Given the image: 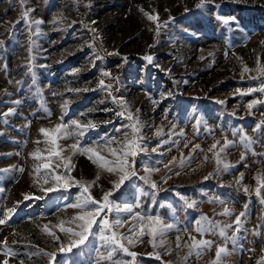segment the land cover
<instances>
[{
	"label": "rangeland",
	"instance_id": "obj_1",
	"mask_svg": "<svg viewBox=\"0 0 264 264\" xmlns=\"http://www.w3.org/2000/svg\"><path fill=\"white\" fill-rule=\"evenodd\" d=\"M215 2L221 7L198 9L199 0H25L23 5L20 0H0V114L14 109L12 115H0V169H12L0 172V219L6 209L20 202L12 218L0 225V261L5 259L2 243L6 239L18 254L8 258L9 264H49L40 250L53 252L57 245L41 231L42 226L51 227L76 211L65 207L74 202L76 189L23 200L26 193L44 195L29 175L39 163L29 154L45 148L38 129L60 122L61 105L68 100L65 120L83 113L82 122L91 120L97 125L87 133L85 144L105 134L119 137L115 129L129 122L117 117L121 108L113 97L122 98L133 113L139 110L146 150L135 158L138 176L144 175L145 166L158 169L152 174L159 185L157 201L143 198L140 210L158 213L179 229H190L201 215L232 223L247 205L238 246L233 249L228 245L230 255L225 264H257L264 256V204L254 192V176L264 174V127L257 129L264 122V104L251 113L246 107L253 99L264 100V94L240 95L260 83L249 76L256 75L257 57L264 65V0ZM28 9L33 10L30 20L42 21L38 31L36 25L29 29L21 18ZM148 15H157L158 20L150 21ZM218 15L235 17V21L223 24ZM54 18L62 22L53 23ZM145 55L153 57L151 64L143 59ZM245 65L251 71L242 78ZM102 72L111 76L103 77ZM100 79L112 85L111 96L99 88ZM161 130L163 135L157 136ZM169 132L175 133L170 140ZM241 132L253 141L249 150L241 145ZM225 139L233 146L224 158L234 167L204 180L216 167L211 145H223ZM60 143L70 145L73 141ZM194 145L200 148L193 151ZM102 154L111 159L106 152ZM190 154L193 159L179 167L181 158ZM74 163L73 175L78 179L93 180L99 172L98 185L103 190L111 187L109 179L115 177L85 156L75 157ZM21 167L24 172L15 170ZM166 174L170 178L164 183L161 178ZM241 174L242 183L237 185ZM142 183L135 178L130 181L118 202L134 204L135 188ZM92 193L99 198L101 187H94ZM177 193L197 201V207L185 208ZM217 196L225 203L210 202ZM224 207L233 212L231 217L219 215ZM257 231L258 236L254 235ZM177 235L183 237L181 245L189 235L201 238L194 231L173 229L167 237L171 251L162 255V261L181 264L187 249L176 248ZM204 238L223 244L217 236ZM91 249L89 243L88 248L72 254L58 253L53 264H88L95 256ZM131 250L139 254L136 264H162L149 255L153 249L147 237ZM159 251L163 253V249ZM214 256L215 244L201 258L191 257L188 264H209Z\"/></svg>",
	"mask_w": 264,
	"mask_h": 264
},
{
	"label": "snow or ice",
	"instance_id": "obj_2",
	"mask_svg": "<svg viewBox=\"0 0 264 264\" xmlns=\"http://www.w3.org/2000/svg\"><path fill=\"white\" fill-rule=\"evenodd\" d=\"M21 4L25 3V0H20ZM198 9L209 8L218 9L221 7L215 0H199L196 5ZM33 11L28 9L22 12V20L29 29H32L33 25L38 26L42 23L41 20H30L29 13ZM187 11V9H186ZM147 19L150 21H157V15H148ZM217 19L221 20L223 24H229L235 21V17L223 18L219 15ZM62 22L54 18L53 23ZM19 23V21L17 22ZM160 25L157 24L156 30L159 31ZM116 53H110L113 55ZM149 64L153 62L151 55H145L143 57ZM251 71L246 65L243 66L241 76L245 72ZM256 75L249 76L250 80H259L258 87H250L246 92H241L240 95H250L252 93L264 94V65H261L259 57H257V66L254 70ZM103 77H110L111 73L102 72ZM118 80V78H116ZM99 88L108 92L111 96V84H105L103 79L99 80ZM79 91V90H76ZM171 95V94H170ZM120 105L121 111L117 112V117H122L129 123L122 124L115 129L116 135L99 137L98 140L91 141L85 144L84 138L87 133L94 131L97 125L89 120L82 122V117L65 120L67 115V109L69 108L70 101L65 100L61 105L62 115L59 117L58 123L53 127H40L38 129L39 134L43 136V143L45 148L43 150L37 148L29 155L34 161H39L33 165L30 176L33 177V185L44 195H34L30 193L23 194L24 201L40 200L45 195L55 191H63L71 193L73 189H76L73 201L65 205L66 208L76 210L70 217L59 219L54 225L45 224L42 226L41 231L46 234L55 245H57L56 251L44 252L43 249L40 253H43L48 258L49 264H53L58 253L65 255L72 254L74 250L79 251L81 249L88 248L89 243H92V249L95 252L94 258H92L88 264H136L138 253L131 250L138 244H142L144 238H148V243L151 245L153 252L149 255L154 256L156 260L162 261V255H168L170 249L168 244V233L173 229L177 231H194L201 238L197 239L195 236L189 235V239L183 245L181 241L182 236L176 237V248L181 247L187 249L185 255L181 258V264H188L191 257L197 259L201 258L210 251L215 244V256L209 261V264H225L227 257L230 255L228 245L231 244L233 249L238 246V233L243 230V218L247 216V205L245 211H241L238 215H235L234 221L228 223L227 221H214L208 217L201 215L197 218L193 226L189 229L187 227L183 229L177 228L176 223L168 222V220L162 217L160 214H148L142 209V200L147 197L153 202L157 201L159 194V185L152 179V174L158 169L151 166H145L143 171L144 175L138 176L135 167V158L139 153L145 151L144 138L142 135V122L139 119V110L133 113L127 106L126 102L122 98L113 97ZM13 103H20L14 101ZM220 103H223L222 101ZM264 104V100L253 99L246 107L251 113L252 109L257 105ZM14 109L9 108L7 112L2 113L4 117L12 115ZM50 116V113H46ZM200 121H197L199 124ZM30 126V122L25 125ZM264 127V122L257 125V129ZM175 125H173V129ZM157 136H162L163 132L157 131ZM175 135L174 132L168 133L169 140ZM179 135H183L180 132ZM72 140L70 145H64L60 143L64 140ZM167 141H161L166 143ZM241 145L249 150L253 141L246 134L241 132L240 134ZM37 144L41 141H36ZM233 146V142L227 139L224 140L223 145H219V142L213 143L209 149L212 152V159L216 165L213 172L204 176V180H208L213 175H219L221 172H228L234 165L230 164L224 158L226 150ZM159 147V145H158ZM187 147V145H186ZM200 148V145H194L193 151ZM153 151H157L154 148ZM107 153L111 157L109 159L102 153ZM83 155L88 158L98 169L107 172L114 179H109L111 187L108 190H103L102 186L98 185V181L101 176L98 172L93 180H85L84 178H77L73 175L75 170L74 158ZM175 159V158H173ZM193 156L181 158L179 167L183 168L186 163L190 162ZM205 161L208 160V156L204 157ZM245 159V154H241V160ZM168 169V172H172L173 169L167 164L164 165ZM12 169H0V172L10 171ZM18 172H24V168L15 169ZM175 174H179L178 172ZM142 181V185H138L135 188L134 204L120 203L119 197L124 195L122 189L128 186V183L133 179ZM170 177L167 174L161 178V181L166 183ZM243 180V175L235 181L237 185H240ZM256 187L254 189L255 195L260 198L261 204H264V174H257L254 176ZM101 187L102 195L96 198L92 189L94 187ZM147 186V187H145ZM169 189H166L168 191ZM244 192L249 193V188L244 187ZM177 197L183 202L185 208H195L198 202L190 200L182 194L177 193ZM65 200L69 199L68 196L64 197ZM211 203L224 204L225 201L219 196L212 198ZM17 205L12 208L6 209L4 218L0 219V225L6 224L12 216L15 214ZM165 206L161 203V207ZM151 207V205H149ZM225 217H231L233 212L224 207L223 211L219 214ZM52 229H55L52 230ZM122 229H126L121 231ZM229 230H231L229 234ZM59 233V234H58ZM217 236L223 241V244L218 243L215 240L205 239L206 235ZM254 235L258 236L259 232H255ZM3 255L5 259L0 261V264H9L8 258L14 257L18 254L8 246L7 240L2 243ZM163 249V253L159 251ZM254 251V249H250ZM264 251V250H262ZM39 254V253H37ZM23 264V261H21ZM162 264H173L172 261H162ZM257 264H264V256L257 260Z\"/></svg>",
	"mask_w": 264,
	"mask_h": 264
},
{
	"label": "trees",
	"instance_id": "obj_3",
	"mask_svg": "<svg viewBox=\"0 0 264 264\" xmlns=\"http://www.w3.org/2000/svg\"><path fill=\"white\" fill-rule=\"evenodd\" d=\"M149 264H158V262H156V263L155 262H152V263H149Z\"/></svg>",
	"mask_w": 264,
	"mask_h": 264
}]
</instances>
